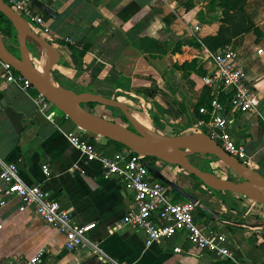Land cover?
I'll return each mask as SVG.
<instances>
[{"label":"crops","instance_id":"0c3cea01","mask_svg":"<svg viewBox=\"0 0 264 264\" xmlns=\"http://www.w3.org/2000/svg\"><path fill=\"white\" fill-rule=\"evenodd\" d=\"M40 1L55 13L48 15L37 8L43 14L47 33L53 38L50 44L55 58L51 73L56 79L66 76L81 81L87 75L79 71L80 66L104 80L96 86L106 95L114 92L118 99L126 96L133 115L144 126H149L148 118H151L160 130L169 134L198 129L194 126L196 119L205 118L196 110L195 103L206 86L208 94L215 88L204 84L202 74L195 69L178 68L174 63L196 57L206 72L212 67L209 59L199 57L200 48L188 42L194 36L214 32L217 19L205 9L210 0ZM243 8L261 35L255 39L253 32H243L233 36L229 44L236 49L244 76L259 103L255 110L234 111L227 104V91L220 90L217 94L226 97L222 113L228 119L227 131L233 140L243 144L250 166L264 176V0H245ZM215 13L219 16L218 8ZM32 92L6 80L0 70L3 102L0 103V158L14 161L24 181L39 183L76 222H93L86 234L97 249L91 243L67 248L62 233L36 216L30 207L18 208L19 199L12 196L0 204V262L26 264L39 247L44 248V253L35 264L66 261L114 264L111 260L128 264H218L228 258L196 248L180 232L144 245L139 229L119 224L131 203L130 191L118 177H102L97 160H86L68 143L62 131L76 129L74 123L60 113L51 119L45 117L36 110ZM93 111L109 117L102 110ZM88 137L110 154H121L127 148L107 141L104 136L90 133ZM193 157L200 163L197 155ZM147 161L209 206L212 207L209 202L217 203L213 198L216 196L198 178L194 179L177 164L153 156ZM41 162L49 166L47 176L40 169ZM4 185L0 181V190ZM225 211L232 216H244L229 208ZM193 216L198 225L224 232L235 258V261L228 258L232 264H264V227L236 228L217 222L197 209Z\"/></svg>","mask_w":264,"mask_h":264},{"label":"built area","instance_id":"2783aa9c","mask_svg":"<svg viewBox=\"0 0 264 264\" xmlns=\"http://www.w3.org/2000/svg\"><path fill=\"white\" fill-rule=\"evenodd\" d=\"M5 1L28 21L35 32L49 43L53 42L52 36L47 33L43 23L42 12L31 0ZM63 39L70 40L68 37ZM199 50V57L209 59L213 66L210 74L205 73L201 79L204 84L215 88V91L211 94L207 104L198 106V112L205 114L206 118L196 119L194 126L198 128L197 130H203L215 139L226 152L247 164L248 158L243 144L233 140L226 129L228 119L222 113L223 103L218 99L217 91L226 90L229 93L227 96L229 108L240 112L255 110L259 103L258 96L245 78L240 57L233 46L225 44L215 50L202 46ZM0 70L6 80L17 83L24 90H34L27 78L1 58ZM32 98L36 110L48 119L59 113V110L54 108L40 92L34 90ZM62 133L68 143L76 148L84 158L97 160L102 177L116 176L130 191L131 203L121 215L119 224H128L139 229L144 245H149L157 239H168L180 232L185 240L196 248L214 251L235 261L227 245L224 232L198 225L193 216L194 206L187 200L171 199L167 186L148 172L136 153L126 148L121 154H110L99 149L89 139V133L77 130V128L67 129ZM40 169L46 176L50 172L46 162L40 163ZM0 181L5 184L0 190V204H3L8 197L15 196L19 199L18 208L30 207L36 216L62 233L63 244L67 248H76L79 245L91 243L92 247L97 249L95 242H90L86 234L93 226V222H76L59 200L48 194L39 183L24 181L14 161H2L0 158ZM174 249L177 250V247ZM43 253V247L37 248L27 258L26 264L37 263ZM111 261L114 264H128L124 261ZM0 264L3 263L0 262ZM63 264L75 263L66 261ZM238 264L243 263L238 262Z\"/></svg>","mask_w":264,"mask_h":264},{"label":"water","instance_id":"95a60500","mask_svg":"<svg viewBox=\"0 0 264 264\" xmlns=\"http://www.w3.org/2000/svg\"><path fill=\"white\" fill-rule=\"evenodd\" d=\"M44 13L54 15V11L40 0H31ZM0 58L28 79L32 88L43 94L60 112L76 126L91 134L119 141L136 153L141 162L154 177L180 193L194 207L204 211L220 223L236 228L258 229L264 227V216L254 221L246 218L223 217L204 200L165 176L146 160V155L177 164L197 177L202 184L214 190H230L254 201H264V176L250 165L226 152L215 139L203 130L183 133H165L148 118L149 126L141 124L133 115L130 104L120 100L113 92L110 95L98 91L79 90L64 86L51 73V63L55 54L51 44L35 32L28 21L16 12L5 0H0ZM31 57L41 60L36 67ZM213 66L206 72L212 71ZM127 96L131 93L122 90ZM94 101L102 105L116 107L126 123L100 115L84 107L81 103ZM0 103H3L0 100ZM194 153L215 156L237 175V179L222 177L214 171L200 168L189 160Z\"/></svg>","mask_w":264,"mask_h":264},{"label":"trees","instance_id":"16d2710c","mask_svg":"<svg viewBox=\"0 0 264 264\" xmlns=\"http://www.w3.org/2000/svg\"><path fill=\"white\" fill-rule=\"evenodd\" d=\"M245 3V0H210L205 6L206 11L214 18L217 19V26L213 33L205 34L203 36H194L192 39L188 40L190 44L193 46H196L197 48H200L202 46L206 47L210 50H215L217 48L222 47L225 44H229L231 42V38L233 36L239 35L243 32L251 31L255 35V39H258L261 35V31L257 25L253 23V21L250 19L248 14L244 11L243 5ZM215 8L219 9V16L215 13ZM1 16V14H0ZM65 46L69 47L67 44ZM87 43L84 44L82 47V50L86 48ZM196 63H198L196 57H192L189 60H184L179 64H175V67L186 69V68H192L195 69V72L200 73L204 75L206 73V69L201 67V64L195 66ZM78 69L81 73H86V77L82 78L81 81L77 82L75 80H71L70 78L66 76H62L61 79H57L59 83H61L64 86H68L73 88L76 91L85 89L90 91H98L102 94H105L100 88H98L96 85L100 82H104V80H101L97 76L93 74H89L88 72H85L84 69L80 68L78 66ZM34 91V90H33ZM208 87L206 86L203 91L201 92L200 96L198 97L195 108L197 110L198 106L201 104H207L208 100L211 98V94H208ZM228 93V92H227ZM229 94V93H228ZM106 95V94H105ZM226 98V97H225ZM225 98H222L218 94V99L222 102H224ZM84 107L87 109L92 110V107L96 103L94 101H87L81 103ZM102 105V104H101ZM106 109H108L110 117L116 116V110H118L116 107L109 106V105H103ZM93 111V110H92ZM119 111V110H118ZM121 117L125 120L123 114L119 111ZM100 114V113H98ZM60 115L65 116L62 112H60ZM101 115V114H100ZM203 118H206V115L203 114ZM109 118V117H108ZM114 119V118H113ZM116 120V119H114ZM90 134V133H89ZM107 141L114 142L115 144L124 146L121 142L115 141L112 139H109L105 137ZM89 139H91L89 137ZM126 147V146H124ZM197 155L198 159L200 161V168L207 169L214 171L211 162L218 160L215 156L207 154H200V153H194L190 154L189 156ZM188 156V157H189ZM87 160V159H86ZM149 173H151L148 170ZM190 175L194 176L193 174L189 173ZM195 177V176H194ZM197 178V177H196ZM160 181V180H159ZM162 184H164L162 181H160ZM167 186L166 184H164ZM205 186V185H204ZM208 190L212 194H214L221 203L226 205L229 209L234 210L238 214H242L245 216L246 219L254 221L257 218L264 216V201L259 202V204H253V203H247L242 200L241 195L239 193L232 192L230 190H214L207 187ZM191 192V191H190ZM176 194H178L179 197H181L182 200H186L180 193L175 191ZM245 197V196H244ZM194 209L200 210L201 209L194 207ZM217 211V210H216ZM205 213L204 211H202ZM206 214V213H205ZM221 214V213H220ZM208 215V214H207ZM223 217H232V218H242L240 215L236 216H230L229 214H221ZM218 264H232L228 258L220 260L217 262Z\"/></svg>","mask_w":264,"mask_h":264},{"label":"rangeland","instance_id":"374dc122","mask_svg":"<svg viewBox=\"0 0 264 264\" xmlns=\"http://www.w3.org/2000/svg\"><path fill=\"white\" fill-rule=\"evenodd\" d=\"M2 28H1V26H0V30H1ZM120 100H123L124 102H126V103H128V104H131V102L129 101V100H127V97L126 96H122V98H120ZM52 106L54 107V108H56L53 104H52ZM57 109V108H56ZM92 109L94 110V109H97V110H99V111H103L107 116H109L110 117V114H109V111H107L106 110V108L103 106V105H101V104H95L93 107H92ZM59 113H60V111H58ZM116 116H113L112 118H114V119H116L117 121H120V122H123V123H126L125 121H124V119L121 117V115H120V113H119V111L118 110H116ZM127 124V123H126ZM128 125V124H127ZM86 133H88V132H86ZM150 157H152V156H149V155H146V159L148 160ZM153 158H157V157H153ZM157 159H159V158H157ZM189 160L192 162V163H194V164H197V165H200L197 161H194V160H197L195 157H193V155L192 156H189ZM166 162V161H165ZM248 165H250L249 163H247ZM211 165H212V167H213V169H214V172L215 173H217L218 175H220V176H222V177H228V178H230V179H237L238 177H237V175L235 174V173H233L229 168H227L220 160H215V161H212L211 162ZM181 168V167H180ZM185 172H187L186 170H185ZM187 174H189V172L187 173ZM192 176V175H191ZM194 179H196V180H198L196 177H194V176H192ZM190 179H191V177H189ZM179 179V178H178ZM179 180H183V179H179ZM167 188H168V191H169V194L170 195H173L174 197H179L178 196V194H176L175 193V190L174 189H172L171 187H169V186H167ZM208 195H210L211 193L210 192H208L207 193ZM239 195H241V194H239ZM179 198H181V197H179ZM214 198V200H216V202L217 203H211V202H209L210 203V205L212 204V207L215 209V210H217V211H219V213H221V214H229L230 212H227V211H225V209L227 210V206H225V205H221V202L219 201V199H217L216 197H213ZM241 198H242V200L243 201H245V202H247V203H253V204H259V202L258 201H254V200H251V199H249V198H247L246 196L244 197V195H241ZM235 213H237V212H235ZM230 215V214H229ZM230 216H232V215H230ZM233 216H236V215H233ZM240 217H242V218H245V216H240Z\"/></svg>","mask_w":264,"mask_h":264},{"label":"bare ground","instance_id":"6f19581e","mask_svg":"<svg viewBox=\"0 0 264 264\" xmlns=\"http://www.w3.org/2000/svg\"><path fill=\"white\" fill-rule=\"evenodd\" d=\"M31 59H32L34 65H35L36 67H40V65H41V60L36 59V58H33V57H31Z\"/></svg>","mask_w":264,"mask_h":264},{"label":"flooded vegetation","instance_id":"af4514ba","mask_svg":"<svg viewBox=\"0 0 264 264\" xmlns=\"http://www.w3.org/2000/svg\"><path fill=\"white\" fill-rule=\"evenodd\" d=\"M126 122V120H124ZM127 123V122H126ZM128 124V123H127Z\"/></svg>","mask_w":264,"mask_h":264}]
</instances>
